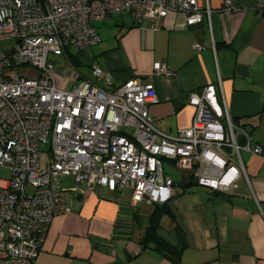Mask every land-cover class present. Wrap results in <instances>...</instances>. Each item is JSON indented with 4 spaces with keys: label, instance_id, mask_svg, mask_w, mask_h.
<instances>
[{
    "label": "built area",
    "instance_id": "2783aa9c",
    "mask_svg": "<svg viewBox=\"0 0 264 264\" xmlns=\"http://www.w3.org/2000/svg\"><path fill=\"white\" fill-rule=\"evenodd\" d=\"M211 10L209 0H0V264H32L53 218L76 211L77 197L97 186L130 190L134 205L168 202L164 162L212 192L231 193L241 177L251 189L242 153L263 157V148L233 122L220 81V94L212 83L189 94L191 124L172 134L149 112L153 83L116 84L97 64L82 78L68 57L98 44L93 23L113 14L154 30L175 14L185 26L210 24ZM239 10L231 0L220 8ZM153 73L173 74L163 61Z\"/></svg>",
    "mask_w": 264,
    "mask_h": 264
},
{
    "label": "crops",
    "instance_id": "0c3cea01",
    "mask_svg": "<svg viewBox=\"0 0 264 264\" xmlns=\"http://www.w3.org/2000/svg\"><path fill=\"white\" fill-rule=\"evenodd\" d=\"M231 1L241 10L222 12L223 0H209L210 24L204 18L185 26L184 16L175 14L151 30L128 13L130 22H122L117 33H101L98 44L71 52L82 78L91 79V65L97 64L116 84L129 78L153 83L158 102L148 106L149 112L159 129L172 134L191 124L189 94L209 83L220 94V81L233 122L262 146L263 157L242 153L251 189L243 177L229 194L202 187L209 210L197 215L192 242L191 231L181 226L182 264H264V7L260 15V0ZM196 43L204 48L197 50ZM156 61L173 74H154ZM181 185L194 184L181 180ZM118 192L97 186L76 196L80 207L53 218L32 264H173L139 243L153 205L145 210L131 199L123 205Z\"/></svg>",
    "mask_w": 264,
    "mask_h": 264
},
{
    "label": "rangeland",
    "instance_id": "374dc122",
    "mask_svg": "<svg viewBox=\"0 0 264 264\" xmlns=\"http://www.w3.org/2000/svg\"><path fill=\"white\" fill-rule=\"evenodd\" d=\"M130 17L128 13L122 14H114L111 17L106 19L105 23L102 22H94L95 26L98 28L99 35L103 33L106 35L110 32L115 33L121 28V24L123 22L124 25H128L130 22ZM122 24V25H123ZM113 36V35H112ZM70 52H75L74 48H70ZM66 69V67L64 66ZM81 71L85 72L83 67L79 68ZM78 70V69H77ZM68 87L71 86L69 82L67 84ZM42 153L40 154V162L41 165H44L45 160H47V155L45 153V146H41ZM164 172L168 174L173 181L172 186V198L167 202V206L171 208L174 214V219L172 220L169 216H164L162 218L161 227L159 228V234L162 235L164 238L169 240L172 243H176L178 237L173 232L172 226L173 221L177 228L180 229L181 233V226H183L187 231H191V236L189 238L190 242L193 241V238L196 233L195 225H196V217L200 214V211H207L208 207H206L205 200L207 199L206 190L196 184L190 187H183L181 185V177L183 173L174 168L171 161L164 162ZM6 177V173L0 170V178ZM119 202L123 205L129 204L130 202V191L128 189H124L118 193H116ZM142 204H138L139 207L148 210L150 208L149 204L141 202ZM152 207V206H151ZM205 215V214H204ZM209 215V214H208ZM208 223H211V219L208 217ZM188 235V234H187ZM192 249H190L191 251ZM188 251V252H190Z\"/></svg>",
    "mask_w": 264,
    "mask_h": 264
},
{
    "label": "trees",
    "instance_id": "16d2710c",
    "mask_svg": "<svg viewBox=\"0 0 264 264\" xmlns=\"http://www.w3.org/2000/svg\"><path fill=\"white\" fill-rule=\"evenodd\" d=\"M67 52L71 62L75 63L76 60L74 54H72L70 51ZM182 184L184 185L185 183ZM164 216H169L171 219H174L173 211L167 206V202L160 205L154 204L148 215V224L144 229L139 243L143 250L151 248L162 257L171 261L173 264H182L181 256L185 245L181 243L182 234L180 233V229L175 226L174 221L172 222V229L178 237L177 243H172L159 234L161 219Z\"/></svg>",
    "mask_w": 264,
    "mask_h": 264
},
{
    "label": "water",
    "instance_id": "95a60500",
    "mask_svg": "<svg viewBox=\"0 0 264 264\" xmlns=\"http://www.w3.org/2000/svg\"><path fill=\"white\" fill-rule=\"evenodd\" d=\"M188 184H189V183H188ZM188 184H187V185H188Z\"/></svg>",
    "mask_w": 264,
    "mask_h": 264
}]
</instances>
